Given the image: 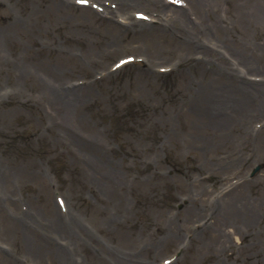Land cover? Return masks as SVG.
<instances>
[{"label":"rangeland","instance_id":"374dc122","mask_svg":"<svg viewBox=\"0 0 264 264\" xmlns=\"http://www.w3.org/2000/svg\"><path fill=\"white\" fill-rule=\"evenodd\" d=\"M90 1L0 0V264H264V17Z\"/></svg>","mask_w":264,"mask_h":264},{"label":"bare ground","instance_id":"6f19581e","mask_svg":"<svg viewBox=\"0 0 264 264\" xmlns=\"http://www.w3.org/2000/svg\"><path fill=\"white\" fill-rule=\"evenodd\" d=\"M203 1H204V6H206V2H212L214 0H202V4H203ZM254 4L255 8L256 9V12H253V16L257 17V18H263L264 17V0H246V5L247 4ZM245 6V5H244ZM198 7H201L198 5ZM170 9H172L176 14H178L179 16H183V9H180V8H175V7H170ZM172 11V12H173ZM239 80H241V78H239ZM241 83L244 85L245 89L244 88H241V90H243V94H244V102L246 101H249V100H252L253 101V93L250 89H248L246 86L248 85H251L250 83H248L247 81L244 80H241ZM254 88V87H253ZM246 89L250 90L249 92H244V91H247ZM215 93L219 94L218 97H220L221 95L224 96V100L222 99V102L224 103L225 101V105H228V101L232 98H234L235 96L237 95H241V91H235V90H230V91H214ZM61 93V92H60ZM58 95L59 93H57L56 91L55 92H50V96L52 97H55L54 99L58 98ZM57 100V99H56ZM222 103V104H223ZM243 107H239V108H236V110L234 111H241L243 112ZM96 176H100V172L98 171L96 174ZM105 178V177H104ZM110 182H113L112 180V177L109 176L107 178ZM237 198H238V195H235L234 197H232L227 203L226 202H222V208L221 210H218L219 214L220 213H229V212H234L235 210H237ZM190 205V204H189ZM187 207V206H186ZM202 210L201 209H194L192 211V213H198V212H201ZM255 213L251 212V216H248L247 217V222L248 223H251V222H254V218L255 216L253 215ZM28 241L30 242L31 244V249L33 250L34 248L38 247L39 246V242L37 240H35V238H27ZM57 254L56 257L59 258L60 261H63V259L65 258H68V253H66L65 251L61 250V249H56V252H54Z\"/></svg>","mask_w":264,"mask_h":264}]
</instances>
